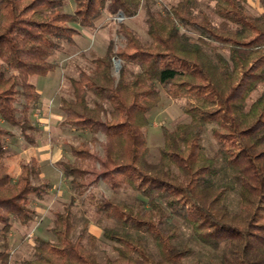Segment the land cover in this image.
Masks as SVG:
<instances>
[{
    "label": "trees",
    "instance_id": "trees-1",
    "mask_svg": "<svg viewBox=\"0 0 264 264\" xmlns=\"http://www.w3.org/2000/svg\"><path fill=\"white\" fill-rule=\"evenodd\" d=\"M203 1L217 22L195 13L199 0H178L164 13L147 12L148 40L119 23L123 44L93 57L92 70L71 78L70 96L60 99L63 126L104 134L101 154L81 142L71 147L73 160L59 165L77 195L89 190L88 200L114 223L102 235L115 254L100 258L94 234L73 235L68 202L54 214V239L36 237L33 257L24 264H201L186 261L191 249L177 241L174 217L200 242L223 246L218 260L204 264H264V90L252 98L264 83V0L257 15L248 13L246 0ZM73 2L66 12L64 0H0V118L19 126L25 137L31 128L28 106L39 98L29 78L54 70L50 57L80 34L72 23L91 28L103 10L132 17L141 5ZM113 58L120 61L117 76ZM160 90L184 100L188 120L172 129L161 126L162 145L150 159L144 128ZM206 125H212L217 143L212 154L203 145ZM12 135L0 127V264L11 262L13 222L24 225L35 215L28 199L37 190L31 177L39 174L32 160L13 180L1 162ZM99 181L111 190L132 189L146 207L139 199H97L90 190ZM232 190L238 193L237 210L226 203Z\"/></svg>",
    "mask_w": 264,
    "mask_h": 264
},
{
    "label": "rangeland",
    "instance_id": "rangeland-1",
    "mask_svg": "<svg viewBox=\"0 0 264 264\" xmlns=\"http://www.w3.org/2000/svg\"><path fill=\"white\" fill-rule=\"evenodd\" d=\"M178 0H141V5L136 15L124 17L120 12L110 14L103 10L91 28L76 27L80 34L75 36V43H63L50 57L55 65L54 70L45 76H31L32 82L38 93V101L29 104L28 118L31 128L26 130L25 137L20 127L9 125L0 118V127L10 130L12 136L6 137L7 150L1 162L5 164L15 180L22 164L36 160L39 174L32 176L31 181L37 190L29 195L28 204L34 209L35 215L27 224L13 222L8 235V251L10 264H24V261L33 257L34 242L36 237L54 239L51 233L54 214L71 202V210L75 225L74 236L82 230L94 234L97 238L95 251L100 258L113 256L112 243L106 240L102 232L104 228L111 227L114 223L101 215L91 203L86 194L82 195L72 189L70 178L64 176L59 161H72L71 147L87 143L99 154L102 153V144L105 140L102 132L89 133L76 131L63 126L60 121L62 113L59 109L60 99L69 97L71 92L70 79L78 75L81 70L91 71V59L102 55L111 46L115 50L123 44V37L117 33L119 23L123 22L142 40H148L146 33L147 12H162ZM74 8L73 0H64L63 10L71 12ZM211 6L199 0L195 13L200 17L207 15L212 22L218 18L210 11ZM246 8L250 14H260L263 11L260 0H246ZM181 31H184L181 28ZM194 35V33L189 32ZM116 59V58H113ZM120 63V61H119ZM113 74L117 76L118 70L113 64ZM264 90V83L259 84L252 93L256 97ZM160 101L147 114L148 125L144 128L150 159L158 157L159 147L162 145L161 126L168 129L174 128L177 123L186 122L188 117L181 110L183 99H173L160 90ZM24 103L22 97L16 103L21 109ZM19 113V112H18ZM17 113V114H18ZM211 126L206 125L203 132V145L208 154L217 149L211 134ZM221 176L217 180H221ZM225 178V177H224ZM230 179H228L229 181ZM91 193L98 199L102 196L116 201H143L145 198L130 188L111 190L104 182L99 181L91 188ZM232 210L238 209L239 197L236 190H232L226 200ZM173 221L179 226L177 241L190 247L191 253L186 261L201 264L214 262L219 259L223 246L212 247L200 242L191 232L190 228L179 218Z\"/></svg>",
    "mask_w": 264,
    "mask_h": 264
},
{
    "label": "water",
    "instance_id": "water-1",
    "mask_svg": "<svg viewBox=\"0 0 264 264\" xmlns=\"http://www.w3.org/2000/svg\"><path fill=\"white\" fill-rule=\"evenodd\" d=\"M113 64L116 70L120 67L119 59H113Z\"/></svg>",
    "mask_w": 264,
    "mask_h": 264
}]
</instances>
